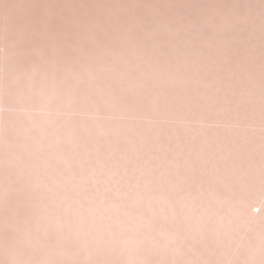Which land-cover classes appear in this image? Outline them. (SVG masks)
Segmentation results:
<instances>
[{"label": "rangeland", "instance_id": "obj_1", "mask_svg": "<svg viewBox=\"0 0 264 264\" xmlns=\"http://www.w3.org/2000/svg\"><path fill=\"white\" fill-rule=\"evenodd\" d=\"M220 1L219 0H0V10L2 11V12L0 11V15L1 13L4 12L0 16V27L2 28V29L0 28V32L1 33L4 31L7 32V34L6 32L5 34L2 33L4 35L0 34V43H1L0 44V50H1L0 56L2 57L6 56V51L8 47L7 41L13 37V36H9L10 31L12 32L11 34L15 36V33H13V31L15 29L17 30L18 28H21L22 26L23 27L28 26V28L27 27L26 28L29 31H33L32 28L35 31V28H36L37 30L35 31L36 33L34 31L33 33L31 32L32 33L31 36L33 37H30V39H33V38L34 39L33 41L30 40V42H34V44L36 45L38 44V46H40L38 47V49L40 48L39 51L42 52L41 54H39V51H38V56H37V53H36L37 51H35L34 55L36 54V56H34L35 58H32L31 56L32 60L29 58L30 59L29 63L26 58V55L23 53L20 54L15 60H13V58L12 60H8L5 58V63L6 62L8 63V64L6 63L5 65H4V62L2 61L3 58L0 57V61H2L0 63L1 65H3L0 67V83L2 82V85L4 81L6 82L10 80L11 75L9 74L6 76V73L8 72V67L12 65V68L15 70L13 74L14 78L12 79V81H10L9 83L6 82L7 85L6 84L5 85L7 87L3 85L4 87L0 89H4V91H7V92L11 91L12 93L14 91L15 92L20 91L21 92L20 97H22V98L19 97V99L15 102V104H19L17 105L19 107L13 111L9 106L5 104V102H2V100H4V97L5 99H10V96L8 94H3V98L1 97L0 99V116H4L10 113L12 114V112H14V114L19 115V116H21L22 114L25 115L26 113L28 114L30 109L29 111H27L25 107L26 100L23 95L27 91V87H29L30 90L32 91L31 96L33 97L32 98L33 108H31L32 110L29 113V115L31 116L30 120H24L25 123H23L22 121V123L16 122L11 125L5 124L7 126L0 124V156L1 157L3 156L4 158H6L4 161V159L0 157V243L2 241L0 245V252L3 251L1 254L3 255L5 254L8 258L5 255H4V258L5 259L7 258V260L10 258L11 254H13L12 252H14V255H15V256L13 255L14 258L11 256L9 261H6L5 259H3V256H2V258L0 259H3L5 261L0 262V264H3L4 262L5 263L7 262L6 264H10V262L11 264H17L18 262H19L18 264H22V263L25 264V261L29 264H37L39 262L43 264L42 261L45 260L44 259L45 256L43 255H47L46 258H48V256L51 255V254L48 255V253L50 252L52 253L53 250H54L52 253L53 255L51 257L53 261L50 258V256H49L50 259H48L49 261L51 260L50 262L52 263L54 262L53 264H56V263L60 264L61 262H62L61 264H125V263L126 264L127 263L128 264H139L138 262H141V259H139V261L137 260V262L134 261L135 260L134 258H131L132 262L131 260H129L130 258L129 256L131 255L130 251L133 254L135 253L137 254L139 252L137 254L138 256L142 254L141 257L143 261L141 263H143L144 261L148 263L149 261L148 264H152V263L154 264L155 262L157 264V262L160 260V262L162 263L158 262V264L159 263L160 264H171V261L174 262L173 264H177L179 261H181V263L179 262V264H182V263L184 264L183 260H186V258L184 259V255L189 256L188 254H190L191 252H192L191 253L192 263H194V260L196 262L197 261L199 262V263L195 262V264H205L206 263V262L202 263L201 259L206 257L205 253L207 255V252H208L207 248L212 249L213 248L212 246H215V244H213L211 242L212 240L209 238L200 239L198 235L196 236H198L199 238L196 237L195 235L193 236L194 239L193 237L188 238L189 237L188 235H190L191 232L189 233L187 231L188 225L186 223L185 217H182L180 218V220H178L182 214L183 216H185L183 213L184 211L182 210H186V209H183V207L184 208L186 207V204L184 203L185 206H183L182 204L183 202L181 201L184 198V197H181L184 195V191L189 192V189H190L191 190L190 192H196L198 187H207L205 189L207 190L211 188V185H212V179H211L212 173L215 172L213 173V175L218 174L217 170L222 169V168H218L219 166L221 167L223 165L222 167L225 168V170L230 169L229 171L231 172V168H233L235 165H237L238 167L241 163V166L239 167V168L242 167L241 170L245 168L246 171L247 170L253 171V174L246 173V175L244 176L237 175L239 173L236 172L237 174H234L235 170H232L234 171L233 176L232 177L228 176L229 178H226V180L229 183L233 182L236 185L239 183L241 186H245L246 190L241 189V194L245 195L248 198V201L252 203V200L253 201L256 200L257 198L256 192L258 191L256 189L257 188L256 186H255V189L253 187L254 181H255L254 179L264 178V167H263L264 164L262 165L260 163L259 155L256 156L257 154L256 150L259 149L258 151H261L260 149H262L261 145L259 146L260 148L257 147L259 144L262 143V141L259 140V138L261 136L264 137V128H263L264 127L263 126L264 125V110H263L264 108L262 109V106L264 107V101H263L264 100V83H263L264 82V70H263L264 67L262 68V66H264V17H263L264 16V0H240V1L239 0H224L225 3L223 2V0H220ZM222 2H223V5H222ZM11 5H13V8L15 9V11L11 9L10 7H8ZM7 7L10 10H12V12L14 11L16 13L15 17H13L12 15L14 14V12L13 13L8 12L9 10L7 9ZM224 8H226L227 10L225 9L226 10L225 11ZM215 9L218 13L215 11ZM6 10H8L7 13H6ZM214 12H216V14L219 15V17ZM8 13H12L11 14L12 16ZM219 13H221L222 15ZM244 13L245 15L246 14L247 15L246 16L244 15V18H242L243 16L240 17V15H243ZM236 14L238 15L240 14V15L239 16L237 15L238 16L237 17L235 16ZM26 16L27 18H25ZM29 16L30 18H32L31 20L32 22L31 21L27 22V24L24 23L25 20H28ZM223 16L225 17L226 21L224 20ZM226 16L229 18H227ZM233 18H234V21H233ZM12 20H14V24L19 23L21 25L17 26L16 24L17 27H12L13 25V22L11 23ZM9 22L11 23L10 31L8 29L9 24H10ZM29 23H31L30 24L31 26L29 25ZM22 28L21 30L25 29V28L23 29ZM21 30L18 29L20 33H21ZM28 30H25V31L27 32ZM20 33H19V39L21 40V42L23 41L26 44L25 39L23 38L24 34L26 33L23 34L22 32L21 35ZM218 33H220V35ZM19 39L18 41L20 44L17 43L18 46H16L17 45L16 44L15 45L16 48L19 47V45H21V42ZM2 42L4 43L3 46H2ZM3 53L5 54L1 55ZM33 59H35V61ZM45 59H47V61ZM6 65H8V67H6ZM5 67L7 68V72H6ZM223 72L225 74V78L223 76L224 75ZM27 73H29L30 76L32 75L30 77V86H28L27 84ZM230 73L232 76L230 75ZM211 76L213 78H211ZM229 78H231V80H229ZM32 84H33V87H32ZM2 85L0 84V87ZM219 87L221 89L220 92L217 91L219 90ZM227 88L228 90L231 89L229 90L230 92L227 90ZM56 89L59 91H56ZM235 89L237 92H235ZM232 90L234 92H231ZM245 90L247 92L249 91V94H246L247 92ZM221 92L223 95L219 94ZM230 96L232 97L231 99H230ZM222 97L224 98V101H226V103L223 101ZM243 97H248V98L246 99ZM225 99H227L228 101ZM261 99H263L262 100L263 102L261 101ZM222 103L223 104L225 103L226 106L227 104H229L228 106L231 109L227 106L228 109H230V110H227L228 113L226 112V109H227L226 106L223 105ZM222 106H225V107H222ZM231 106L232 107L234 106V107L232 108ZM260 106H261V109H259ZM1 108L4 110H2ZM224 108H225L226 113L224 112V114H222ZM255 108L257 109L258 112L260 110L262 111L258 113L255 110ZM71 110L73 113L71 112ZM91 110H93V112ZM233 110L235 111L234 114H233ZM49 111L50 112L52 111V112L50 113ZM213 111L215 113H213ZM6 112H9V113H6ZM33 112L34 114L32 115ZM217 113L221 114L219 115L220 120L217 118L218 116ZM230 113H232L233 115ZM226 114L230 117L231 115L232 117L235 115L233 120L234 121L238 120L240 122L242 121L241 122L242 124H238L239 122H236V121L232 122L231 120L230 122H228L230 118ZM221 116H223L222 117L223 119L221 118ZM225 116H227L228 119H226ZM238 116H240L241 119ZM50 117L53 120L50 119ZM196 117H198L199 119H197ZM215 117L218 119V121ZM236 117L238 118L236 119ZM34 118H37V120ZM47 119L50 120L51 122L48 121ZM210 120L212 121L210 122ZM261 120L263 122H261ZM220 122H222L221 124L224 123V125H220ZM243 122H246L247 125H245V123L243 124ZM249 122L251 123L253 122V124L251 123L248 124ZM255 122L256 123L258 122V124H256ZM232 123L233 125H231ZM259 124L260 126L262 125V129L259 126ZM254 125H257V126H254ZM101 127L104 128L105 131ZM217 127L221 129L220 130L218 128L219 129L218 131L220 133L217 131ZM100 128L101 130H99ZM50 129H52L53 132L50 131ZM70 130H73V131H70ZM211 130H213L214 132L217 131L216 135ZM105 132L107 133L106 135H108L107 136L108 141H107V138L104 137L106 136L104 135ZM222 132H224L223 136L220 135ZM50 133L54 135L51 137L52 134ZM71 133H73V135ZM135 133L138 135L141 133L140 137H138V135L136 137ZM112 134H114L113 136L114 137L116 136L117 139H119L120 137V139L116 140V137L115 139H113L114 137L112 136ZM203 134L204 135L207 134V135L203 136ZM213 134L215 137L219 134L217 136L218 138L216 137L217 140L219 139V137H221V143L219 142L220 141L219 139L218 145L212 144L215 139ZM228 134L229 135L231 134V136H228ZM109 135H110V138H109ZM141 135H144V136L141 137ZM153 136H155L156 138ZM225 136L229 137V141L231 137H232L231 141L233 140V138H235L232 142L230 141L232 145L229 141H226L227 138H225ZM243 136L246 137L248 141L245 138L244 139L240 138ZM68 137L70 138L68 139ZM59 138H62V141H60L61 139ZM74 138L78 142L77 141L73 142V140H75ZM137 138L138 139L143 138L145 140L141 139L142 140L141 141L140 139L137 140ZM153 138L155 139V141ZM175 138L177 141L178 140L179 141L178 142L174 141ZM204 138L206 142L204 141ZM50 139H51V142H49ZM52 139H54L56 142ZM63 139H65V141ZM216 139H215V143L217 142ZM236 139L237 141H239V143L236 142ZM58 140L59 142H57ZM69 140L71 141V145L73 143L74 144L78 143V148L74 147L76 145H72L71 147ZM158 140L160 142H164L162 143L163 145L167 144L164 146V147L168 146L166 147V150L164 149V147L162 148V150H159L160 147L158 146L159 145L161 146V144L158 143ZM200 140H201V143H200ZM243 140H245V142ZM4 141H5L4 144L6 143L8 144L4 145L2 143ZM79 141L81 142L82 146L85 144L83 146L85 148L87 147V145L88 147L90 145L89 148H91V145L95 146V148L94 146H92L94 149H96L97 147L98 148L101 147V148L100 149L97 148L96 150H93L92 148L90 150H93V151H90V150L86 151V149H89V148H86L84 150V148L79 146L81 145L79 144L80 143ZM222 141L223 142L225 141L224 143L227 144V146L223 144ZM234 141L238 145H236V143L234 144ZM257 141H259L257 143L258 145H253V142L254 144H256ZM156 142L158 144L157 147H156L157 145ZM242 142L246 143L244 144L245 147H243ZM202 143L205 146L207 145L206 147L208 148L203 146ZM229 143L231 146H229ZM250 143H252V145L256 147L255 148L256 150L254 149L253 146L252 147L248 146V145H251ZM115 144L116 145L118 144L120 147H118L117 145L118 148H115L116 147ZM120 144L122 146L125 145V147L122 148ZM152 144H155L154 148H152L153 147ZM182 144H184V147ZM209 144L211 146L213 145L212 147L214 148H212ZM131 145H133L132 146L133 149H131L132 151L130 150ZM221 145L223 146L225 145L226 147L222 149ZM215 146L217 147L215 148ZM237 146L240 147V149L237 148ZM246 146L248 149L246 148ZM113 147H114V150L112 149ZM209 147L212 148L214 152L215 151L217 152L215 153L212 152V149H210ZM233 147H234V150H233ZM53 148H55V150ZM80 148L82 149L80 150ZM109 148L111 150V153L109 155L108 154L105 155V153L110 152L109 150H107ZM120 148L121 150L124 149L122 153L120 152ZM229 148H231L232 150ZM244 148L247 150H244ZM252 148H253V151L249 150ZM115 149H118L117 151H119L120 153L118 152L119 153L118 154ZM125 149L126 150L128 149V151H126ZM208 149L211 151H208ZM218 149H220V151ZM235 149H237L239 152L236 153ZM46 150H48L49 156L46 154L47 153ZM98 150L102 154L98 153ZM163 150L168 151V153H166L167 154L166 158H168V161L170 163H171V159H173L172 160L173 163L174 161L176 160L177 161L174 164L172 163L171 165L169 162L165 163L167 162L166 158L161 156L165 152L164 153L160 152ZM224 150H228L229 154L227 152H222ZM229 150L231 152H229ZM243 150L244 152L246 151L247 155L249 154V157L246 155V153L243 152ZM248 150L251 152H254L255 156L252 155L251 157L250 154H253V153H250ZM56 151L57 153H60L59 151L65 152L64 156L67 157V159L64 158V160H66V163L63 162L64 160L62 161L63 159L62 153L58 154V157L62 159H57L58 157H56L57 156ZM102 151L104 152V155ZM114 151L116 152L114 153ZM218 151H219V154H218ZM262 151L264 150L262 149ZM93 152L96 154H94ZM209 152L210 154H208ZM211 153L214 155H212ZM216 153L218 154L220 158L216 155ZM222 153L223 154L227 153L228 160L232 159V161H228V163L232 162L235 164L237 162V164L233 165L231 163L233 165V167H231L232 165L229 163L230 164L229 167L231 168L229 169L226 168L225 166L228 167V163L225 159L226 157L225 158H223L224 156L222 157ZM232 153H234V155ZM238 153H242L243 155L238 154ZM55 154L56 156L54 157ZM69 154H72L74 156L69 155ZM120 154L122 155L123 158L119 157ZM166 154H164V156ZM237 154L240 156H238ZM156 155L159 157V160ZM78 156H79V159H78ZM213 156L215 158H212ZM228 156H230V158H228ZM233 156H235L234 158H238V157H241V158L240 159L238 158L239 159L238 161L237 159L234 160ZM71 157L72 158L77 157V158L72 159ZM162 157L163 159L165 158L164 163H162L163 159H160ZM216 157H218L219 160L224 159L226 163H223L224 161H222L223 164L220 163V161H218ZM100 158L103 161L101 162L102 164H100V161H101ZM23 159L24 161H20ZM97 159H98V162H97ZM215 159H217V161H214ZM79 160H80V163L78 164ZM160 160L161 162H159L158 164V161ZM262 161L264 163V160ZM213 163H216L214 166L216 168L213 167L214 165ZM123 167L125 168L126 173L127 171L128 172L131 171V170L129 171V169H133L131 171L132 174L131 173H130L131 175H129V173L126 174L125 171H123L125 173L123 174L122 173ZM168 167H169V170H168ZM237 167L235 166V168ZM126 168L128 169L126 170ZM239 168H237V171ZM80 169L81 170L83 169L82 171L83 174L81 173ZM143 169L145 172H143ZM162 169L164 170L162 171ZM210 169L211 171L213 170L214 171L211 173L210 171H208ZM67 171L70 173L72 172V174L70 173L67 174L68 173ZM86 172L88 173L91 172V173L88 175ZM240 172L243 173L245 172V170L243 169ZM43 173H47V174H43ZM135 173H137L138 176L142 174L141 176L144 177L146 181L145 179H143L142 181V177L140 176L141 177L140 179V177H137ZM157 173L159 174L161 173V174L159 175ZM220 173L222 174L225 172L222 171ZM50 174H51V178L49 179ZM56 174H58L60 177H58ZM81 174H82V178L83 179L85 178L84 181H82V179H79L81 178ZM107 174L108 176L113 174V177L111 176L108 177ZM209 174H211L210 177H209ZM45 175H48L47 178ZM68 175H70L69 177L75 176V178L71 177L72 178L71 180L68 177ZM90 175H93V178ZM161 175L167 178V183L169 185L167 183H164L166 179H160ZM168 175L170 177H168ZM235 175H237V177L239 178V179L237 178V181H235L236 179ZM85 176L87 178L89 177L91 178L87 179ZM192 176H195L194 181L192 182V184L188 186L187 180ZM234 176H235V179H234ZM239 176L240 177L242 176V178H244L243 179L244 182H241V181L239 182V180L242 179ZM177 179L178 180L180 179V181L178 182ZM182 179L184 182L181 181ZM49 180L52 181V184L54 185L53 187L49 186L51 184V181ZM79 180H81L83 184L81 183V181L79 182ZM103 180L105 183L103 182ZM138 180H141V181L139 182ZM169 180L170 181L173 180L172 184L174 183L175 184L174 185L170 184ZM176 180H177V183H176ZM53 181H55V184ZM58 181L59 182L61 181L60 184ZM67 181L69 184L66 183ZM69 181H71V184L73 182L72 184L73 186L77 185L75 184L77 182L81 183V187L84 186L83 188L85 190L81 187H78L80 188V190L77 187L75 188V186L74 188L73 186L71 187V184ZM84 184H87V185H84ZM78 185L80 186V184ZM165 185L169 186L168 188L167 186L165 187L167 188L166 192L168 194L170 195L172 194L171 196H174V197L179 196L181 198L180 203L178 200H176L178 201L176 205L179 204L177 207L182 205L180 206L182 207L181 208L182 213L180 210H179L180 212L174 211L173 217L174 218L178 217V218L172 219L173 217L171 216L170 217L172 219L171 221L173 222V220H175L173 223L169 220L170 218H167L168 217L167 214L162 215L165 212L163 209L164 208L163 206L167 205V207H169L168 204L165 202L164 203L166 205L164 203L162 204V199L161 201L159 200L160 197L162 198L163 192L165 190L163 186ZM47 186L48 188H45ZM107 186L108 187L110 186V188H108ZM184 187L185 188L188 187V189L184 190ZM51 188H52V191H51ZM67 188H70V189L68 190ZM169 188L170 190H168ZM171 188L172 189L174 188V189L172 190ZM5 189L6 191L4 192ZM9 189L11 190L9 191ZM75 189L77 191L79 190L78 191L79 193ZM49 190L50 192H48ZM83 191L84 193H82ZM47 192H48V195H47ZM64 193H65V196H63ZM83 194H86V195L84 196ZM91 195L94 196V198L93 197L91 198ZM148 195L149 197H145ZM62 196L64 197V199L62 198ZM245 196H242V197H245ZM53 197L55 198V200L57 199L56 201L57 204L55 203L56 205L52 204L53 202H55V200L54 201L52 200ZM203 198L204 197H200V195H198L195 198L196 206H194V211L198 212L199 209L202 208L199 211V214L201 212L200 214L201 217L200 216L198 217V214H195L194 217L196 218L202 219V217L207 215V212L209 211L208 208H206L207 211L205 210V207L206 205H208V202H206ZM48 201L49 203H47ZM50 201H52V203ZM41 202L43 204H41ZM44 202L46 204H44ZM62 202H63V205H62ZM68 202H70V204L73 203L72 205L73 207ZM161 204L163 206H161ZM40 205H41V211L39 209ZM51 205L52 207H55V206L57 207H55L54 210L53 208L52 209L48 208V207H51ZM176 205L173 206L172 204L173 207H176ZM65 206L66 208H68V212H66L67 211L66 208L62 209V207L64 208ZM77 206H79L80 209H78ZM70 207H72V209L74 208L75 210L74 209H73L74 211L71 210ZM158 207L159 208L163 207L162 209L160 208L161 212L159 211ZM177 207L176 209L174 208V210H177ZM56 208L57 210L59 208L62 209L61 211L63 213L59 211L60 209L57 211ZM43 209L47 212H45ZM170 209L173 210V208H170ZM191 209H193V207ZM259 209H261V207L257 204H255V206L252 207V211L254 212V214L258 213ZM55 210L56 212H58V215H59V212L62 213L60 215L64 214L63 216H61V219H59L58 221L68 219L66 220L70 222V224H68V227L71 226L70 229H73V228L76 229L75 231H77L78 234L75 233L74 230L72 233L71 230L65 229V226L67 227L66 224L68 222L66 223L64 221L65 223H62L63 222L62 221L60 223L58 222L61 226L55 225V224H58L57 221H53L54 218L58 219V215L55 214ZM69 210H71L72 212L70 211L71 212L70 213ZM83 210L86 213L85 216H84L85 213L83 212ZM119 210L120 211L126 210V211L119 212ZM202 210H205V211L202 212ZM38 211L43 212L44 214L45 213L47 214L50 212V215L48 214L49 216L45 214L47 219L49 218L50 222L49 220L46 219L43 213H38ZM80 211L82 212V214L83 213L84 214L83 215L80 214ZM157 212H159L163 216V218ZM74 213H79V214L76 215ZM176 213H178L179 215L177 214L175 216ZM202 213H204V215ZM40 214L41 216L44 217V219H46V222L43 219V217L42 218L41 216L39 217ZM73 214L76 219L74 218V216H72ZM155 214H158L159 216ZM54 215L57 217H55ZM51 216L53 220H51L50 218ZM80 216H84V217H80ZM62 217H64V219ZM242 217H244V215ZM79 218L80 220H82L81 222ZM139 218L141 220L143 219L142 222L140 221ZM8 219H9V222H8ZM12 219L14 221H12ZM16 220L19 222V224L16 223L17 222ZM77 220H79V222ZM198 220L200 221V219ZM208 220L211 221L210 219ZM3 221L6 222V224ZM24 221L25 223H23ZM136 221H138L139 225H136L137 224ZM167 221L169 222L167 223ZM207 221L205 222L206 225L204 226L210 228L212 226V222H210L211 224H209V221L208 222ZM51 222H52V226H51ZM143 222L144 224H141ZM46 223H50V224H46ZM147 223L150 226H148ZM10 224H12L13 226L15 224L16 225L13 228V226ZM163 224L166 227H167L166 224H168V227H171V229L174 228V230L173 229L172 230L175 233L179 231L178 234L183 235V237L181 236L180 238L184 240L185 242H187L186 245L191 242L194 243L193 246H192V243L190 244V246L193 248L192 249L191 247L189 248V246L186 247L185 245H183L185 243H183L182 240L178 241L183 244L181 247L179 246L180 250H178L177 252L179 254L175 253L177 255L175 257H178L179 255L182 259L181 258L178 259L179 258L178 257L172 260L171 256L173 257L172 254L176 252L177 250L172 248L173 250L171 251L170 243L169 245H167L168 243L167 244L162 243L164 242L162 241L163 237H161V233L159 235L158 232L159 230L160 231L162 230ZM171 224H174V226ZM18 225H20L21 227ZM120 225L122 227H119ZM142 225L143 226L145 225V226L143 227ZM40 226H45V228L44 227H43L44 229L42 227L37 228ZM62 226L64 227L65 230L59 231L57 233V230L59 229L63 230ZM159 226L161 229H157ZM19 227L20 228L24 227L23 228L24 232H23V229L19 230L20 229ZM31 227L34 230L33 229L31 230ZM52 227L55 229L57 228V229L55 230ZM116 227L118 229L119 228L121 229L118 230L116 229ZM206 227H205V230H208V228ZM46 228L47 230H45ZM122 228L124 230H122ZM154 228H156L157 231ZM40 229H42V231ZM78 229L79 230L83 229L84 232L82 230L83 232L82 233ZM48 231L50 233H48ZM241 231H244V230L241 229ZM63 232L65 233L68 232V235L65 236L64 235L65 233H64L62 236V238L65 236L63 238L65 240L60 238ZM80 232L83 234V235L81 234L82 237H85V238L87 237V239L85 238L82 239V237H79L81 236L79 235ZM43 233L44 234L48 233L50 234V236H47V234L45 236ZM41 234L47 240L49 238L50 242L45 241V239H43ZM56 234H58L59 237ZM132 234L135 235L136 240L134 239L135 237L130 240L132 241L135 240V244H134V241L133 242L128 241L129 239L124 240L125 239L124 236H126V239H127V237L129 238L130 235ZM184 234H186L187 236ZM24 235L25 236L29 235L28 242H27V238H25ZM75 235L76 236L79 235V236L76 237ZM149 235L150 237L152 235L153 239L149 240L150 238L148 237ZM1 236H3L4 238ZM139 236H142V239H140L141 237L139 238ZM143 236H145V238H147L148 240H146ZM242 236L243 235L241 234V246H242V243H245V239ZM8 237H12V239ZM20 239H23V240L25 239V240L23 241ZM81 239L85 241V243L87 242L86 245L82 243L83 241ZM54 240L55 242L56 240H58L56 244ZM139 240L143 242H141L140 244ZM4 241L6 243H4ZM51 241L54 242V245H56L55 247L57 248H55L52 245L53 242ZM47 242L49 244H47ZM136 243H137V248L142 249L141 251H143V253L145 252L150 255H147V254L144 255L140 251V249L136 248ZM173 243L171 244L172 245L175 244L176 247L179 244V243L178 244L176 243L173 244ZM3 244L5 246L4 248H3ZM13 244L16 245L17 250H15L14 248L15 245L13 246ZM21 244H22V248H21ZM164 244L169 246V249L166 248L167 246L165 245L166 246L165 247ZM45 245L46 247L49 246L48 248H46L47 250L45 249ZM129 245L132 248L135 246V248L138 251H136L135 248L133 249L131 248L132 250L131 249L129 250L128 249ZM238 246H240V244ZM238 246H236L238 250L233 247L234 249H236L235 250L236 252L239 251ZM8 247L12 250H9ZM164 248L167 249L168 251L167 253ZM18 249L19 250L21 249L24 252L19 251ZM57 249L62 251V252L60 251L63 256V257L61 256L62 258H59L60 254H59V250ZM184 249L185 250L188 249L187 250L188 252L185 251ZM203 249L207 252H205ZM28 250H30V252H28ZM120 250L122 253L124 252L122 250L126 251L124 252L123 256H122V253H120ZM181 250L183 254L184 252L188 254H184V255L182 254L181 256L180 254ZM189 250L191 252H189ZM194 250H196V252H194ZM47 251L48 253H45ZM169 251L170 252L174 251V252L170 255ZM197 251H199V253ZM202 251H204V253ZM235 251L233 252L236 253ZM8 252H9L8 254L9 256L6 254ZM20 252L21 253L23 252V254H21ZM54 252L56 253V255L57 254L59 255V256L57 255L58 258L55 256ZM163 252L168 255H165ZM19 253L20 255H18ZM24 253H25V257L23 256ZM196 253H198L199 255L203 253L202 255L203 257L199 256ZM1 254H0V257H1ZM67 254L70 257H68ZM163 254L165 256H163ZM146 255H147L148 260L146 258ZM197 255L198 257H200V260L197 257ZM40 256L41 258L43 257L42 259L44 260L40 261L41 258H38ZM167 256H170V257L168 258ZM29 257H31V260L29 259ZM221 257L216 258L217 260L219 259V261L213 260V261H210L209 264L211 262H212L211 264H219L220 261L221 263H223L222 262L223 257L222 259ZM156 258L157 260H155ZM14 259L17 261H15ZM28 259L30 262L28 261ZM175 259H177L178 261L176 262ZM126 260L128 262H126ZM153 260H155V262ZM21 261H24V262H21ZM55 261H61V262H55ZM50 262L49 264H52ZM231 262L232 261H230V264ZM45 264H48V263H45Z\"/></svg>", "mask_w": 264, "mask_h": 264}, {"label": "bare ground", "instance_id": "obj_2", "mask_svg": "<svg viewBox=\"0 0 264 264\" xmlns=\"http://www.w3.org/2000/svg\"><path fill=\"white\" fill-rule=\"evenodd\" d=\"M220 1V0H219ZM240 1V0H239ZM221 2V1H220ZM219 2V3H220ZM223 2L225 3V1L223 0ZM223 2H222V5H223ZM4 4V3H3ZM140 4V3H139ZM248 4V3H247ZM24 5V4H23ZM233 5V4H232ZM12 6V7H11ZM11 6H8V7H10L11 9H13L14 11H15V9L13 8V5H11ZM211 6V5H210ZM7 7V9L9 10H6V13H7V11L8 12H12V10H10L9 8ZM101 7V6H100ZM173 7V6H172ZM213 7V6H212ZM223 7V6H222ZM217 9V8H216ZM216 9H215V11H216ZM226 8H224V10H225ZM54 10V9H53ZM209 10V9H208ZM219 10V9H218ZM227 10V9H226ZM225 10V11H226ZM1 11V10H0ZM13 11V12H14ZM2 12V11H1ZM12 12V13H13ZM217 12V11H216ZM216 12H214L215 14H216ZM4 13V12H3ZM3 13H1V15L3 14ZM12 13H8V14H12ZM218 13V12H217ZM234 13V12H233ZM235 13H237V12H235ZM15 14V15H14ZM14 14H12L13 15V17H15L16 16V13L14 12ZM219 14H221V13H219ZM240 14H241V12H240ZM239 14V15H240ZM256 14V13H255ZM254 14V15H255ZM0 15V16H1ZM6 15V14H5ZM11 15V16H12ZM172 15V14H171ZM208 15H209V13H208ZM211 15H212V13H211ZM217 15V14H216ZM222 15V14H221ZM220 15V16H221ZM238 14H236L235 16H237ZM238 15V16H239ZM244 15H245V13L243 14V15H240V17H242V18H244ZM247 15V14H246ZM245 15V16H246ZM218 17H219V15H217ZM229 16V15H228ZM234 16V17H235ZM237 16V17H238ZM8 17V16H7ZM53 17V16H52ZM208 17V16H207ZM211 17V16H210ZM215 17V16H214ZM224 17V16H223ZM222 17V18H223ZM227 17V16H226ZM231 17V16H230ZM264 17V16H263ZM262 17V18H263ZM25 18H27V16L25 17ZM24 18V19H25ZM216 18V17H215ZM221 18V19H222ZM227 18H229V17H227ZM226 18V19H227ZM210 19V18H209ZM236 19V18H235ZM240 19V18H239ZM238 19V20H239ZM29 20V21H28ZM28 20H25L24 21V23H26L27 24V22H30L31 20H32V18H30V16L28 17ZM137 20V19H136ZM211 20V19H210ZM213 20H215V19H213ZM217 20V19H216ZM220 20V19H219ZM224 20H225V17H224ZM223 20V21H224ZM229 20V19H228ZM227 20V21H228ZM57 21V20H56ZM179 21V20H178ZM221 21V20H220ZM226 21V20H225ZM224 21V22H225ZM233 21H234V18H233ZM237 21V20H236ZM13 22V25H12V27H17V26H19V25H21V24H19V23H15L14 24V20H12L11 21V23ZM16 22V21H15ZM32 22V21H31ZM44 22V21H43ZM89 22V21H88ZM10 23V22H9ZM11 23L9 24V27H8V29H9V31H10V29H11V27H10V25H11ZM110 23V22H109ZM213 23V22H212ZM226 23H228V22H226ZM16 24H17V26H16ZM31 23H29V25H30ZM220 24V23H219ZM223 24V23H222ZM261 24V23H260ZM213 25V24H212ZM31 26V25H30ZM214 26H215V24H214ZM223 26V25H222ZM228 26V25H227ZM3 27V26H2ZM21 27V26H20ZM23 27V26H22ZM21 27V28H22ZM28 28V26H25V27H23V28H25L24 30H21V28H18V29H20L21 30V33L18 31V29L15 31H13V33H15V36L13 35V34H11L12 32L10 31V34H9V36H13L11 39H9L8 41H7V45H8V47H7V51H6V56H0V57H2L3 58V62H4V65L7 63H5V58L6 59H8V60H12V58H13V60H15L20 54H25L26 55V58H27V60H28V63L30 62L29 60L31 59L32 60V58H35L34 56H36V54L34 55V53H35V51H37L36 53H37V56H38V51H39V49H38V47H40V46H38V44L36 45V44H34V42H30V40H32L33 41V39H30V37H33V36H31L32 35V33H33V31H34V29L32 28V30L33 31H29L27 28ZM213 27V26H212ZM232 27V26H231ZM1 28V27H0ZM22 28V29H23ZM175 28V27H174ZM215 28H216V26H215ZM215 28H213V29H215ZM219 28V27H218ZM258 28V27H257ZM2 29V28H1ZM7 29V30H8ZM29 29H31V28H29ZM221 29V28H220ZM240 29V28H239ZM5 30V29H4ZM25 30H28L27 32L25 31ZM218 30V29H217ZM8 31V32H9ZM35 31H37L36 30V28H35ZM34 31V32H35ZM214 31V30H213ZM224 31V30H223ZM223 31H221V32H223ZM254 31V30H253ZM5 32L6 31H4V32H2V33H4L5 34ZM22 32H23V34L24 33H26V34H24V39H25V42H26V44L23 42H21V40L19 39V33H20V35L22 34ZM32 32V33H31ZM261 32V31H260ZM1 32H0V34H2ZM36 33V32H35ZM48 33H50V32H48ZM47 33V34H48ZM230 33V32H229ZM4 34H2V35H4ZM6 34H7V32H6ZM39 34V33H38ZM182 34H184V33H182ZM219 35H220V33H218ZM214 35H215V33H214ZM217 35V34H216ZM232 35V34H231ZM6 36V35H5ZM208 37V36H207ZM215 37V36H214ZM241 37V36H240ZM255 37V36H254ZM10 38V37H9ZM227 38V37H226ZM259 38V37H258ZM18 39L20 40V42H21V45H19V47H17L16 48V46H18V44H20L19 43V41H18ZM236 39H237V37H236ZM4 40V39H3ZM212 40V39H211ZM214 40H216V39H214ZM230 40H231V38H230ZM18 41V42H17ZM213 41V40H212ZM6 42V41H5ZM143 42V41H142ZM18 43V44H17ZM33 43V44H32ZM36 43V42H35ZM1 44V43H0ZM3 42H2V46H3ZM17 44V45H16ZM257 44V43H256ZM16 45V46H15ZM24 47H23V46ZM37 47H36V46ZM81 45V44H80ZM20 46H22V47H20ZM213 47V46H212ZM216 47V46H215ZM36 48H37V50H36ZM1 49H2V47H1ZM219 49V48H218ZM226 49H227V47H226ZM41 50H42V48H41ZM225 50V49H224ZM1 51V50H0ZM3 51V50H2ZM42 52L41 51H39V54H41ZM225 53V52H224ZM262 53V52H261ZM5 53H3V54H1V55H4ZM258 55V54H257ZM31 56H32V58H31ZM104 56V55H103ZM209 56V55H208ZM230 56V55H229ZM30 58V59H29ZM215 58H216V56H215ZM223 58V57H222ZM261 58V57H260ZM115 59V58H114ZM226 59H227V57H226ZM232 59V58H231ZM34 61H35V59H33ZM46 61H47V59H45ZM2 61H0V62H2ZM48 61H49V59H48ZM214 61V60H213ZM222 61V60H221ZM224 61V60H223ZM9 62V61H8ZM11 62V61H10ZM18 63V62H17ZM27 63V64H28ZM208 63V62H207ZM217 63V62H216ZM236 63V62H235ZM261 63V62H260ZM3 64V63H2ZM8 64V63H7ZM21 64V63H20ZM215 64V63H214ZM238 65V64H237ZM1 66H3V65H1V63H0V67ZM6 67H8V65H6ZM5 67V68H6ZM23 67V66H22ZM210 67V66H209ZM214 67V66H213ZM230 67V66H229ZM264 66H262V68H263ZM3 68V67H2ZM108 68V67H107ZM211 68V67H210ZM209 68V69H210ZM219 68H221V67H219ZM228 68V67H227ZM231 68V67H230ZM238 68V67H237ZM208 69V70H209ZM21 70V69H20ZM28 70V69H27ZM230 70V69H229ZM238 70V69H237ZM264 70V69H263ZM212 71V70H211ZM4 72V71H3ZM6 72H7V68H6ZM14 72H15V70L12 68V65L10 66V67H8V72L6 73V76L7 75H11V77H10V80H8V81H6L7 83H9L10 81H12V79L14 78L13 77V74H14ZM234 72V71H233ZM211 73V72H210ZM213 73V72H212ZM219 73V72H218ZM232 73V72H231ZM231 73H230V75H231ZM237 73V72H236ZM19 74V73H18ZM214 74V73H213ZM223 74H224V72H223ZM235 74V73H234ZM249 74V73H248ZM199 75V74H198ZM217 75V74H216ZM236 75V74H235ZM32 76V75H31ZM30 74L29 73H27V84H28V86H30ZM214 76V75H213ZM224 76V78H225V74L223 75ZM232 76V75H231ZM247 76V75H246ZM245 76V77H246ZM26 77V76H25ZM67 77V76H66ZM216 77V76H215ZM215 77H214V79H215ZM218 77H220V76H218ZM3 78V77H2ZM18 78V77H17ZM211 78H213L212 76H211ZM8 79V78H7ZM21 79V78H20ZM24 79V78H23ZM197 80H198V78H197ZM200 80V79H199ZM229 80H231V78H229ZM116 81V80H115ZM183 81V80H182ZM191 81V80H190ZM5 82V81H4ZM3 82V85L4 86H6L7 85V83L5 82L4 83ZM20 82V81H19ZM218 82H220V81H218ZM262 82V81H261ZM15 83H17V82H15ZM211 83V82H210ZM264 83V82H263ZM1 85H2V82L0 83ZM6 84V85H5ZM34 84V83H33ZM33 84H32V87H33ZM229 84V83H228ZM262 84V83H261ZM1 86L0 88H2V87H4V86ZM138 85V84H137ZM215 85V84H214ZM222 85V84H221ZM224 85V84H223ZM250 85V84H249ZM257 85V84H256ZM12 86V85H11ZM35 86V85H34ZM213 86V85H212ZM220 86V85H219ZM7 87V86H6ZM224 88V87H223ZM228 88H230V87H228ZM228 88H227V90H228ZM231 88H233V87H231ZM218 89V88H217ZM225 89V88H224ZM240 89V88H239ZM10 90V89H9ZM215 90V89H214ZM220 87H219V90H217L218 92H220ZM223 90V89H222ZM229 90H231V89H229ZM228 90V91H229ZM5 92V93H3V92ZM56 91H59V90H57L56 89ZM225 91V90H224ZM224 91H222V92H224ZM246 91V90H245ZM31 90H30V88L29 87H27V91L23 94L24 95V98H25V102H26V105H25V107H26V109H27V111H29V109H30V111L32 110L31 108H33V101H32V96H31ZM222 92L221 93H219V94H221V95H223L222 94ZM230 92V91H229ZM231 92H234L233 90L231 91ZM235 92H237L236 91V89H235ZM247 92V91H246ZM216 93V92H215ZM227 93V92H226ZM239 93H240V91H239ZM3 94H8L9 96H10V99H5V97H4V100H2V102H5V104L7 105V106H9L13 111L15 110V109H17L19 106H17V105H19V104H15V102L19 99V97H20V94H21V92L20 91H14L13 93L11 92V91H4V89H0V99H1V97L3 98ZM218 94V93H217ZM237 94V93H236ZM246 94H249V91L246 93ZM46 95V94H45ZM225 95V94H224ZM240 95V94H239ZM238 95V96H239ZM243 95V94H242ZM6 96V95H5ZM104 96V95H103ZM219 96V95H218ZM227 96H229V95H227ZM81 97V96H80ZM241 97V96H240ZM250 97V96H249ZM20 98H22V97H20ZM44 98V97H43ZM47 98V97H46ZM221 98V97H220ZM223 98V97H222ZM226 98V97H225ZM228 98V97H227ZM232 97L230 96V99H231ZM243 98H248V97H243ZM263 98V97H262ZM50 99V98H49ZM219 99V98H218ZM229 99V100H230ZM245 99V100H246ZM68 100V99H67ZM225 100H227V99H225ZM260 100V99H259ZM263 99H261V101H262ZM45 101V100H44ZM43 101V102H44ZM66 101V100H65ZM223 101H224V98H223ZM228 101V100H227ZM238 101V100H237ZM260 101V102H261ZM264 101V100H263ZM262 101V102H263ZM2 102H1V104H2ZM225 103H226V101H224ZM261 102V103H262ZM40 103V102H39ZM95 103V102H94ZM225 103L223 104V105H225ZM257 103H259V102H257ZM25 104V103H24ZM42 104V103H41ZM48 104H50V103H48ZM214 104V103H213ZM212 104V105H213ZM229 104H227V106H228ZM2 106V105H1ZM43 106V105H42ZM69 106V105H68ZM226 106V105H225ZM225 106H222V107H225ZM226 106V112H227V110H230V109H228V107ZM249 106V105H248ZM259 106V105H258ZM262 106V105H261ZM261 106H260V108L259 109H261ZM218 107V106H217ZM232 107V106H231ZM234 107V106H233ZM232 107V108H233ZM9 108V109H10ZM21 108H22V106H21ZM49 108H51V107H49ZM68 108H70V107H68ZM264 107L262 106V109H263ZM2 109V108H1ZM25 109V110H26ZM40 109H41V107H40ZM54 109V108H53ZM103 109V108H102ZM213 109V108H212ZM211 109V110H212ZM220 109V108H219ZM2 110H4V109H2ZM24 110V109H23ZM37 110V109H36ZM44 110V109H43ZM211 110H210V112H211ZM215 110V109H214ZM218 110V109H217ZM216 110V111H217ZM255 110L257 111V109L255 108ZM264 110V109H263ZM26 111V112H27ZM30 111L28 112V114L26 113L25 115H21V116H19V115H16V114H14V112H12V114L10 113V114H6V115H4V116H0V124H3V125H5V124H13V123H16V122H21L22 123V121H23V123H25V121L24 120H30V118H31V116L29 115V113H30ZM34 111V110H33ZM48 111V110H47ZM88 111V110H87ZM92 112H93V110H91ZM260 111H262V110H260ZM259 111V112H260ZM2 112V111H1ZM10 112V111H9ZM9 112H6V113H9ZM23 112V111H22ZM50 112V111H49ZM52 112V111H51ZM50 112V113H51ZM69 112V111H68ZM71 112H72V110H71ZM71 112H70V114H71ZM86 112V111H85ZM89 112V111H88ZM98 112V111H97ZM103 112V111H102ZM224 112H225V108L223 109V113L222 114H224ZM225 112V113H226ZM234 110H233V114H234ZM258 112V111H257ZM256 112V113H257ZM258 112V113H259ZM17 113V112H16ZM19 113V112H18ZM73 113V112H72ZM76 113V112H75ZM91 113V112H90ZM213 113H215L214 111H213ZM228 113V112H227ZM261 113H263V112H261ZM5 114V113H4ZM21 114V113H20ZM34 114V112L32 113V115ZM47 114V113H46ZM97 114V113H96ZM218 114V113H217ZM230 114H232V113H230ZM232 114V115H233ZM219 115H221V114H218V116H217V118L220 120V118H219ZM227 115V114H226ZM232 115H231V117L230 116H228L230 119L228 120V122H230V120L233 122L234 120H233V118H234V116L232 117ZM78 116V115H77ZM224 116V115H223ZM223 116H221V118L223 117ZM227 116H225L226 117V119H228L227 118ZM260 116V115H259ZM47 117V116H46ZM45 117V118H46ZM199 117V116H198ZM198 117H196L197 119H199ZM201 117V116H200ZM238 117H240V116H238ZM238 117H236V119L238 118ZM134 118V117H133ZM212 118V117H211ZM210 118V119H211ZM216 118V117H215ZM216 118V119H217ZM34 119H36L37 120V118H34ZM50 119H52L51 117H50ZM218 119H217V121H218ZM223 119V118H222ZM225 119V118H224ZM240 119H241V117H240ZM239 119V120H240ZM41 120V119H40ZM48 120V119H47ZM53 120V119H52ZM202 120V119H201ZM260 120V119H259ZM48 121H50V120H48ZM148 121V120H147ZM156 121V120H155ZM198 121V120H197ZM203 121V120H202ZM212 120H210V122H211ZM216 121V122H217ZM224 121V120H223ZM236 122H239L238 124H242L240 121H238V120H235ZM234 121V122H235ZM244 121V120H243ZM28 122V121H27ZM34 122V121H33ZM46 122V121H45ZM51 122V121H50ZM201 122V121H200ZM205 122V121H204ZM214 122H215V120H214ZM227 122V123H228ZM261 122H263L262 120H261ZM98 123V122H97ZM179 123H180V121H179ZM222 122H220V125H224V123L223 124H221ZM226 123V122H225ZM245 123V125H247L246 124V122H243V124ZM251 122H249L248 124H250ZM256 123V122H255ZM254 123V124H255ZM29 124V123H28ZM32 124V123H31ZM42 124V123H41ZM44 124V123H43ZM50 124V123H49ZM205 124V123H204ZM251 124H253V122L251 123ZM256 124H258V122L256 123ZM263 124V123H262ZM7 125H5V126H7ZM15 125V124H14ZM56 125V124H55ZM216 125H218V124H216ZM226 125V124H225ZM231 125H233V123L231 124ZM2 126V125H1ZM35 126V125H34ZM42 126V125H41ZM40 126V127H41ZM50 126V125H49ZM136 126V125H135ZM202 126V125H201ZM228 126V125H227ZM254 126H257V125H254ZM253 126V127H254ZM259 126H260V124H259ZM258 126V127H259ZM264 126V125H263ZM3 127V126H2ZM19 127H20V125H19ZM24 127V126H23ZM26 127V126H25ZM47 127V126H46ZM84 127V126H83ZM132 127V126H131ZM221 127V126H220ZM224 127V126H223ZM236 127V126H235ZM261 127V129H262V125L260 126ZM62 128V127H61ZM98 128V127H97ZM102 128V127H101ZM101 128L99 129V130H101ZM219 127H217V131L220 129H218ZM230 128H231V126H230ZM241 128V127H240ZM257 128V127H256ZM264 128V127H263ZM20 129V128H19ZM23 129V128H22ZM48 129H49V127H48ZM104 131H105V129L104 128H102ZM121 129V128H120ZM138 129V128H137ZM258 129V128H257ZM102 130V131H103ZM106 130H108V129H106ZM110 130V129H109ZM199 130V129H198ZM221 130V129H220ZM20 131V130H19ZM50 131H52V129H50ZM70 131H73V130H70ZM69 131V132H70ZM103 131V132H104ZM212 132H214L213 130H211ZM211 131H210V133H211ZM216 131V132H217ZM222 131H223V129H222ZM49 132V131H48ZM53 132V131H52ZM202 132V131H201ZM216 132H214L215 133V135H216ZM219 132V131H218ZM44 133V132H43ZM74 133V132H73ZM73 133H71L72 135H73ZM109 133V132H108ZM220 133V132H219ZM223 133L224 132H222L220 135H222L223 136ZM50 134H52V133H50ZM107 133L105 132L104 133V135H106ZM111 134V133H110ZM136 134V133H135ZM141 134V133H140ZM140 134L138 135V134H136V137H137V135H138V137H140ZM209 134V133H208ZM244 134V133H243ZM46 135H47V133H46ZM45 135V136H46ZM54 134H52L51 135V137L53 136ZM75 135V134H74ZM114 134H112V136H113ZM133 135H134V133H133ZM156 135V134H155ZM205 135H207V134H205ZM204 134H203V136H205ZM211 135H212V133H211ZM219 135V134H218ZM217 135V136H218ZM227 135V134H226ZM33 136V135H32ZM50 136V135H49ZM58 136V135H57ZM68 136V135H67ZM71 136V135H70ZM108 135H106V136H104V137H106L107 138V141H108V137H107ZM111 136V137H112ZM142 136H144V135H141V137ZM158 136V135H157ZM177 136V135H176ZM209 136V135H208ZM213 136H214V134H213ZM212 136V137H213ZM216 136V137H217ZM228 136H231V134L229 135L228 134ZM235 136V135H234ZM56 137V136H55ZM59 137H61V136H59ZM76 137V136H75ZM114 137V136H113ZM116 137V136H115ZM115 137L113 138V139H115ZM146 137V136H145ZM144 137V138H145ZM148 137V136H147ZM150 137H151V135H150ZM153 137H155V136H153ZM207 137V136H206ZM210 137V136H209ZM215 137V136H214ZM216 137H215V139H216ZM261 137H262V139H261ZM260 138H259V140H261L262 141V143L261 144H257L259 141H257L256 142V144H254V142H253V145H258L257 147L258 148H260L259 146L261 145L262 146V149L264 150V137L263 136H261ZM30 138V137H29ZM50 138V137H49ZM70 137H68V139H69ZM109 138H110V135H109ZM156 138V137H155ZM168 138V137H167ZM208 138V137H207ZM218 138V137H217ZM223 138V137H222ZM225 138H227V140L226 141H229V137H227V136H225ZM241 139L243 138H245L246 139V137H240ZM5 139V138H4ZM3 139V140H4ZM57 139V138H56ZM59 139H61L60 141H62V138H59ZM68 139H67V141H68ZM75 139V138H74ZM119 139H120V137H119ZM119 139H117V137H116V140H119ZM140 140L141 139H143V138H139ZM138 138H137V140H139ZM154 139V138H153ZM157 139H158V137H157ZM202 139V138H201ZM215 139H214V141H213V143L212 144H219L218 143V140L220 139V143H221V137H219V139L217 140L216 139V143H215ZM231 139H232V137H231ZM231 139H230V141H231ZM235 138H233V140H234ZM239 139V138H238ZM52 140H54V139H52ZM64 141H65V139H63ZM81 140V139H80ZM110 140V139H109ZM111 140H112V138H111ZM143 140H145V139H143ZM160 140V139H159ZM158 140V143L159 144H161V146L159 145L158 146V144H157V142H156V147L158 146V147H160V149L159 150H162V148L165 146V145H167V144H165V145H163L162 143H164V142H160ZM212 140V139H211ZM210 140V141H211ZM232 140V141H233ZM247 140V139H246ZM2 141V140H1ZM6 141V140H5ZM5 141L4 142H2L3 144L5 143ZM8 141V140H7ZM30 141V140H29ZM55 141V140H54ZM70 141V140H69ZM77 140L75 139V140H73V142H76ZM83 141V140H82ZM136 141V140H135ZM134 141V142H135ZM142 141V140H141ZM154 141H155V139H154ZM165 141V140H164ZM166 141H167V139H166ZM170 141V140H169ZM172 141V140H171ZM174 141H177L176 140V138H175V140ZM179 141V140H178ZM177 141V142H178ZM204 141L206 142V140H205V138H204ZM209 141V140H208ZM207 141V142H208ZM229 141V142H230ZM231 141V142H232ZM242 141V140H241ZM244 142H245V140H243ZM248 141V140H247ZM246 141V142H247ZM255 141V140H254ZM26 142H28V141H26ZM31 142V141H30ZM49 142H51V139H50V141ZM56 142V141H55ZM54 142V143H55ZM57 142H59V140L57 141ZM78 142V141H77ZM80 142V141H79ZM98 142V141H97ZM109 142H111V141H109ZM112 142H113V140H112ZM133 142V143H134ZM137 142V141H136ZM205 142H203V143H205ZM223 142V141H222ZM225 142V141H224ZM223 142V144H225ZM230 142V143H231ZM236 142H238L239 143V141H237V139H236ZM235 141H234V144L236 143ZM250 142V141H249ZM11 143V142H10ZM9 143V144H10ZM34 143V142H33ZM33 143H31V144H33ZM53 143V144H54ZM68 143V142H67ZM70 143V145H71V141L69 142ZM84 143V142H83ZM139 143H140V141H139ZM174 143V142H173ZM200 143H201V140H200ZM202 143V144H203ZM210 143V142H209ZM230 143H229V146H231L232 145V143H231V145H230ZM243 143V142H242ZM6 144H8V143H6ZM6 144H4V145H6ZM25 144V143H24ZM79 144H81V142L79 143ZM136 144H138V143H136ZM143 144V143H142ZM142 144H141V146H142ZM175 144H177V143H175ZM201 144V145H202ZM241 144V143H240ZM244 144H246V143H243L242 145H243V147H245L244 146ZM251 145H248L249 147H252L253 145H252V143H250ZM72 145H76V146H74L75 148H78V143L77 144H72ZM72 145H71V147H72ZM85 145V144H84ZM83 145V146H84ZM116 145V144H115ZM114 145V146H115ZM118 145V144H117ZM117 145H116V147L115 148H118V147H120L119 145H118V147H117ZM121 145V144H120ZM153 145V147L152 148H154V145L155 144H152ZM178 145H179V143H178ZM183 145V147H184V144H182ZM182 145H180V146H182ZM210 145V144H209ZM226 146H227V144H225ZM223 146V145H221L222 146V149H224V147H226V146ZM236 145H238L237 143H236ZM242 145H240V146H242ZM9 146V145H8ZM26 146V145H25ZM79 146H81L82 148H84V150L86 149V148H89L90 147V145H89V147H88V145H87V147L85 148V147H83L82 146V144L81 145H79ZM92 146H94V145H91V148H89V149H86V151H89L90 149H92L93 147ZM133 145H131V148L130 147H128V148H130V150L131 149H133V147H132ZM138 146H140V145H138ZM198 146V145H197ZM203 146H205L204 144H203ZM207 146V145H206ZM205 146V147H206ZM211 146V145H210ZM213 146V145H212ZM211 146V147H212ZM73 147V148H74ZM121 147L123 148V147H125V145L124 146H122L121 145ZM137 147V146H136ZM166 147H168V146H166ZM166 147H164V149L166 150ZM217 146H215V148H216ZM254 147V146H253ZM82 148H80V150L82 149ZM94 148H95V146H94ZM93 148V150H96V149H94ZM101 148V147H100ZM100 148H98V149H100ZM178 148V147H177ZM179 148H181V147H179ZM202 148H204V147H202ZM206 148H208V147H206ZM210 148V147H209ZM212 148H214V147H212ZM212 148H210V149H212ZM220 148V147H219ZM237 148H239L240 149V147H238L237 146ZM242 148V147H241ZM246 148H247V146H246ZM256 147H254V149H255ZM54 150H55V148H53ZM52 149V150H53ZM57 149V148H56ZM113 150H114V147L112 148ZM168 149V148H167ZM184 149V148H183ZM221 149V148H220ZM220 149H218L219 151H220ZM226 149V148H225ZM228 149V148H227ZM229 149H231V148H229ZM248 149V148H247ZM247 149H245L244 148V150H247ZM262 149H260L261 151H258V150H256L257 151V154H256V156L257 155H259V161H260V163L263 165L264 163H263V161L262 160H264V151H262ZM21 150V149H20ZM58 150V149H57ZM60 150V149H59ZM77 150V149H76ZM93 150H90V151H93ZM107 150H109L110 152L108 153H105V155L106 154H110L111 153V150H110V148L109 149H107ZM116 151L118 150V149H115ZM126 150V149H125ZM129 150V151H130ZM134 150H135V148H134ZM133 150V151H134ZM143 150H144V148H143ZM158 150V151H159ZM215 150V149H214ZM232 150V149H231ZM233 150H234V147H233ZM244 150H243V152H244ZM249 150H252L253 151V148L252 149H249ZM248 150V151H249ZM17 151V150H16ZM37 151V150H36ZM47 151V155L49 156V154H48V150H46ZM63 151V150H62ZM74 151V150H73ZM79 151V150H78ZM77 151V152H78ZM104 151V150H103ZM102 151V152H103ZM116 151H114V153L116 152ZM122 151H124V149L123 150H121V148H120V152L122 153ZM126 151H128V149L126 150ZM125 151V152H126ZM132 151V150H131ZM137 151V150H136ZM208 151H211V150H209L208 149ZM219 151H218V154H219ZM235 151H236V153L237 152H239L237 149H235ZM242 151V150H241ZM247 151V152H248ZM255 151V152H256ZM12 152V151H11ZM54 152V151H53ZM60 153H62L61 155H62V157H63V159L62 158H59L58 157V154H60V153H57V151H56V153H57V156H56V154L54 155V157L56 156V157H58L57 159H62V161L64 160V158L65 159H67V157H65L64 156V153L65 152H61V151H59ZM94 152H96V151H94ZM93 152V153H94ZM113 152V151H112ZM119 151H117V153H118ZM119 152V153H120ZM135 152V151H134ZM146 152V151H145ZM161 153H164V154H166V153H168V151H160ZM180 152V151H179ZM212 152H214L213 151V149H212ZM215 152H217V151H215ZM214 152V153H215ZM222 152H227L228 153V150H224V151H222ZM229 152H231L230 150H229ZM234 152V151H233ZM242 152V153H243ZM250 153H253V154H250V156L252 157V155H254V152H251V151H249ZM259 152V153H258ZM261 152V153H260ZM98 153H101L99 150H98ZM116 153V154H117ZM118 153V154H119ZM144 153V152H143ZM143 153H142V155H143ZM155 153V152H154ZM201 153V152H200ZM227 153H222V157L223 158H225L226 159V161H227V163H228V161H232V159L230 160H228L227 159ZM242 153H238V154H242ZM244 153H246V151L244 152ZM53 154V153H52ZM66 154H68V153H66ZM94 154H96V153H94ZM102 154V153H101ZM101 154H99V155H101ZM125 154H127V153H125ZM150 154V153H149ZM164 154H162L161 156H163V157H165L166 158V156H167V154L164 156ZM208 154H210V152L208 153ZM212 154V153H211ZM218 154L216 153V155L218 156ZM229 154V153H228ZM233 155H234V153H232ZM237 154V155H238ZM19 155V154H18ZM17 155V156H18ZM69 155H72V154H69ZM103 155H104V152H103ZM121 155V154H120ZM119 155V157H122V155L120 156ZM123 155H124V153H123ZM176 155V154H175ZM212 155H214V154H212ZM231 155V154H230ZM243 155V154H242ZM246 155H247V153H246ZM52 156V155H51ZM72 156H74V155H72ZM147 156V155H146ZM150 156V155H149ZM157 156V155H156ZM169 156V155H168ZM189 156V155H188ZM221 156V155H220ZM238 156H240V155H238ZM238 156H236V157H238ZM248 157H249V154L247 155ZM255 156V155H254ZM1 157V156H0ZM70 157V156H69ZM82 157V156H81ZM96 157H98V156H96ZM100 157V156H99ZM148 157V156H147ZM154 157V156H153ZM158 157V156H157ZM156 157V158H157ZM163 157L162 158H160V159H163ZM219 157V156H218ZM218 157H216L217 159H218V161H220V163H222V161H224L223 163H226V161L223 159V160H219V158ZM222 157H221V159H222ZM235 156H233V158H234ZM2 159H4V161H5V159L6 158H4L3 156L1 157ZM72 158V157H71ZM77 158V157H76ZM75 157L74 158H72V159H76ZM123 158V157H122ZM124 158H125V156H124ZM128 158V157H127ZM131 158V157H130ZM165 158L162 160V163H164V161H165ZM212 158H215L214 156L212 157ZM228 158H230V156H228ZM232 158V157H231ZM239 159L241 158V157H238ZM238 158H234V160L235 159H237L238 161H239V159ZM49 159V158H48ZM78 159H79V156H78ZM77 159V160H78ZM99 159V158H98ZM98 159H97V162H98ZM147 159V158H146ZM171 159V158H170ZM217 159H215L214 161H217ZM257 159V158H256ZM100 160H101V158H100ZM158 160H159V157H158ZM173 159H171V163L168 161V158H166V161L167 162H165V163H170V165L173 163V161H172ZM213 160V159H212ZM211 160V161H212ZM236 160V161H237ZM20 161H24V159L23 160H20ZM26 161V160H25ZM61 161V160H60ZM73 161V160H72ZM71 161V162H72ZM177 161V160H176ZM176 161H174V163L176 162ZM243 161V160H242ZM63 162H65L66 163V160H64ZM74 162V161H73ZM101 162H103L102 160L100 161V164H102ZM123 162V161H122ZM159 162H161V160L160 161H158V164H159ZM183 162H185V161H183ZM2 163V162H1ZM23 163V162H22ZM47 163V162H46ZM80 163V160H79V162H78V164ZM125 163V162H124ZM173 163V164H174ZM179 163V162H178ZM192 163V162H191ZM217 163V162H216ZM216 163H213L214 165H213V167L215 166V164ZM222 163V164H223ZM230 164L232 163V162H229ZM228 163V167L227 166H225L226 168H231V167H233V165H235V164H237V162L234 164V163H232L231 165V167H229V164ZM239 163V162H238ZM12 164V163H11ZM25 164V163H24ZM177 164V163H176ZM26 165V164H25ZM164 165V164H163ZM168 165V164H167ZM196 165V164H195ZM206 165V164H205ZM211 165V164H210ZM218 165H219V163H218ZM221 165V164H220ZM225 165V164H224ZM227 165V164H226ZM239 165V164H238ZM46 166V165H45ZM202 166V165H201ZM223 166V165H222ZM218 167V168H222L221 170H217V172H218V174H214L213 175V173H215V172H213V171H211V169L210 170H208V171H210L211 173H212V175L211 174H209V177H210V175H211V179H212V185H211V188H209V189H207V190H205L207 187H198L197 188V190H196V192H190L191 190L189 189V192L187 191H184V195L183 196H181V197H184L182 200H181V198L179 197V196H176V197H174V196H171L170 194H168L167 192H166V189L169 187V186H167V185H165V186H163V188L165 189H163L164 190V192H163V195H162V198L160 197V201H161V199H162V204L165 202V203H167L168 204V206L169 207H167V205L166 206H163L162 204H161V206H163V207H160L161 209L163 208L164 209V213L162 214V215H166L167 214V218H170L171 216L173 217L174 216V211H176V212H178L179 210L181 211L182 209V207H180V206H182V205H180L179 207H177L179 204H177L176 205V203L179 201V203L182 201L183 203V206H185V204H186V207L184 208L183 207V209H186V210H182V211H184L183 213H184V215L185 216H183V214L181 215V213H182V211H181V213H180V215H181V217H179V219L178 220H180V218H182V217H185V219H186V223H187V225H188V232L190 233V235H188L189 237L188 238H192L194 235L196 236V235H198L199 237H200V239H203V238H209V239H211L212 241V243L213 244H215V246H212L213 248L212 249H210V248H207L208 249V252L207 251H205L204 249V251L205 252H207V255H206V253H205V256L206 257H204V258H202L201 260V262L202 263H205V264H209V262L210 261H213V260H217L216 258L218 257V258H220L221 256L223 257V263H221V261L219 262V264H230V261H232L231 262V264H264V178L263 179H258V178H255L254 180V185H253V187H254V189H255V186L257 187L256 189L258 190H256L257 192H258V194H257V192H256V196H257V198H256V200L255 201H253L252 200V203L251 202H249L248 201V198L245 196V195H243V194H241V189H245V186H241L239 183L236 185V184H234L233 182L232 183H229L227 180H226V178H229L228 176H230V177H232L233 176V172L234 171H232V170H235V172H234V174H237V173H239V174H237V175H246V173L247 174H253V171H251V170H247L246 171V169L245 168H243L244 170H245V172H240V171H242L241 170V168H239L240 166H241V163H240V165L237 167V165H235L237 168H239L238 169V171H237V168H235V166L233 167V168H235V169H233V168H231V172L229 171V170H225V168H223V167ZM255 166V165H254ZM24 167V166H23ZM63 167V166H62ZM179 167V166H178ZM211 167V166H210ZM209 167V168H210ZM264 167V166H263ZM51 168V167H50ZM124 168V167H123ZM122 168V173L123 174H125L126 173V171H125V168L123 169ZM214 168H216V167H214ZM247 168V167H246ZM128 168H126V170H127ZM170 169H171V167H170ZM255 169V168H254ZM50 170V169H49ZM73 170V169H72ZM79 170V169H78ZM81 170V169H80ZM88 170V169H87ZM112 170V169H111ZM111 170H109V171H111ZM132 171L133 169H129V171ZM136 170V169H135ZM134 170V171H135ZM164 169H162V171H163ZM168 170H169V167H168ZM189 170V169H188ZM258 170H260V169H258ZM44 171V170H43ZM82 171H83V169L81 170V173H82ZM116 171V170H115ZM123 171H125V173L123 172ZM128 172L127 171V173H129V175H131L132 174V172ZM171 171V170H170ZM170 171H169V173H170ZM222 171H224L225 173H220V172H222ZM249 171H251V172H249ZM68 172V171H67ZM107 172V171H106ZM118 172V171H117ZM136 172V171H135ZM143 172H145L144 171V169H143ZM237 172V173H236ZM57 173V172H56ZM70 172H68L67 174H69ZM85 173V172H84ZM88 175L91 173V172H86ZM112 173V172H111ZM126 173V174H127ZM131 173V174H130ZM162 173H164V172H162ZM231 173H232V175H231ZM241 173V174H240ZM43 174H47V173H43ZM59 174V173H58ZM58 174H56L58 177H60ZM70 174H72V172L70 173ZM83 174V173H82ZM82 174H81V178H79V179H82V181H84V179L82 178ZM109 174V173H108ZM108 174H107V176H108ZM114 174V173H113ZM113 174L112 175H109V176H111V177H113ZM136 175H137V177H140V176H138V174L137 173H135ZM157 174H159V173H157ZM161 174V173H160ZM159 174V175H160ZM174 174V173H173ZM49 175V174H48ZM48 175H45L46 176V178H47V176ZM54 175H55V173H54ZM53 175V176H54ZM106 175V174H105ZM237 175H235L236 176V179H235V176H234V179H235V181H237ZM44 176V175H43ZM64 176V175H63ZM70 175H68V177H69ZM90 176H92V178H93V175H90ZM108 176V177H109ZM190 176V175H189ZM72 177V176H71ZM71 177H69L71 180H72V178L74 177L75 178V176H73L72 178ZM86 177V176H85ZM135 177V176H134ZM142 177V176H141ZM141 177H140V179H141ZM151 177V176H150ZM150 177H149V179H150ZM161 178L160 179H166V181L164 182V183H167V178L166 177H164V176H160ZM164 177V178H163ZM168 177H170L169 175H168ZM177 177V176H176ZM194 177L195 176H192V177H190L188 180H187V182H188V186L190 185V184H192V182L194 181ZM206 177V176H205ZM240 177V176H239ZM51 178V174H50V176H49V179ZM54 178V177H53ZM56 178V177H55ZM66 178V177H65ZM87 178V177H86ZM89 178H91V177H89ZM89 178H87V179H89ZM152 178V177H151ZM158 178H159V176H158ZM157 178V179H158ZM182 178V177H181ZM240 178H242V176L240 177ZM58 179V178H57ZM61 179V178H60ZM67 179V178H66ZM70 179H68V180H70ZM118 179V178H117ZM143 179H145L144 177H142V181H143ZM156 179V178H155ZM159 179V180H160ZM239 179V178H238ZM244 178H242L241 180H239V182L241 181V182H244V180H243ZM246 179V178H245ZM74 180V179H73ZM76 180V179H75ZM148 180V179H147ZM178 180V179H177ZM177 180H176V183H177ZM185 180V179H184ZM230 180V179H229ZM249 180V179H248ZM49 181H51V180H49ZM62 181V180H61ZM60 181V182H61ZM81 180H79V182H80ZM81 181V183L83 184V182ZM109 181V180H108ZM139 182L141 181V180H138ZM137 181V182H138ZM145 181H146V179H145ZM144 181V182H145ZM158 181V180H157ZM170 181V180H169ZM168 181V182H169ZM173 181V180H172ZM172 181H170L169 183L170 184H172ZM180 181V179L178 180V182ZM181 181H183V179L181 180ZM48 182V181H47ZM54 182V184H55V181H53ZM59 182V181H58ZM60 182H59V184H60ZM64 182H65V180H64ZM70 182V184H71V181H69ZM77 182V181H76ZM86 182V181H85ZM103 182H104V180H103ZM117 182V181H116ZM131 182V181H130ZM136 182V183H137ZM184 182V181H183ZM37 183V182H36ZM49 183V182H48ZM67 184H69L68 183V181L66 182ZM65 183V184H66ZM75 183V182H74ZM81 183H75V184H80V186L78 185H74L75 186V188L77 187H81ZM105 183V182H104ZM111 183V182H110ZM160 183V182H159ZM174 183V182H173ZM181 183V182H180ZM51 184H52V181H51ZM49 185V186H54L53 184L52 185ZM58 184V183H57ZM58 184V185H59ZM64 184V185H65ZM72 184H73V182H72ZM71 184V187L73 186ZM168 184V183H167ZM175 184V183H174ZM174 184H172V185H174ZM1 185H2V183H1ZM4 185V184H3ZM7 185V184H6ZM84 185H87V184H84ZM108 185V184H107ZM161 185V184H160ZM169 185V184H168ZM11 186V185H10ZM74 186H73V188H74ZM167 186V188H165ZM4 187H6V186H4ZM61 187V186H60ZM65 187V186H64ZM67 187V186H66ZM70 187V186H69ZM84 186H82L81 188H83ZM86 187V186H85ZM99 187V186H98ZM108 187V186H107ZM161 187V186H160ZM174 187V186H173ZM181 187H183V186H181ZM251 187V186H250ZM45 188H48V186L47 187H45ZM72 188V189H73ZM102 188V187H101ZM108 188H110V186L108 187ZM149 188V187H148ZM153 188V187H152ZM190 188V187H189ZM4 189V188H3ZM13 189V188H12ZM68 190L70 189V188H67ZM71 189V190H72ZM79 190H80V188H78ZM84 189V188H83ZM82 189V190H83ZM172 189V188H171ZM174 189V188H173ZM172 189V190H173ZM185 189H188V187H184V190ZM250 189V188H249ZM248 189V190H249ZM7 190H8V188H7ZM11 189H9V191H10ZM67 190V191H68ZM70 190V191H71ZM76 190V189H75ZM78 190V191H79ZM85 190V189H84ZM168 190H170V188L168 189ZM167 190V191H168ZM246 190V189H245ZM6 191V189L4 190V192ZM51 191H52V188H51ZM77 191V190H76ZM77 191V192H78ZM90 191H92V190H90ZM105 191V190H104ZM133 191V190H132ZM254 191V190H253ZM48 192H50V190L48 191ZM48 192H47V195H48ZM54 192V191H53ZM79 193V192H78ZM82 193H84V191L82 192ZM91 193V192H90ZM90 193H89V195H90ZM117 193H118V191H117ZM129 193V192H128ZM170 193H172V192H170ZM87 194V193H86ZM86 194H83L84 196L86 195ZM49 195H51V194H49ZM72 195V194H71ZM77 195V194H76ZM146 195V194H145ZM151 195V194H150ZM153 195V194H152ZM198 195H200V197H204L203 199L206 201V202H208V205H206V207H205V210L207 211V209L206 208H208L209 209V211L207 212V215H205V216H203V217H205V218H203L202 217V219L201 218H196V217H194V215L195 214H198V217L200 216L201 217V212H200V214H199V211L202 209H199V211L198 212H195L194 211V206H196L195 205V198L198 196ZM245 196V197H242V196ZM253 195V194H252ZM63 196H65V193L63 194ZM62 196V198L64 199V197ZM129 196V195H128ZM158 196V195H157ZM161 196V195H160ZM206 196V197H205ZM255 196V197H256ZM94 198V196H92L91 195V198ZM143 197V196H142ZM145 197H149V195L148 196H145ZM151 197V196H150ZM159 197V196H158ZM60 198V197H59ZM152 198V197H151ZM156 198V197H155ZM129 199V198H128ZM53 201L55 200V198L53 197V199H52ZM146 200H147V198H146ZM149 200V199H148ZM152 200V199H151ZM150 200V201H151ZM176 200H178V201H176ZM181 200V201H180ZM56 201H57V199L55 200V202H53L52 203V201H50L52 204H54V205H56L57 203H56ZM174 201H176V202H174ZM3 202V201H2ZM72 202V201H71ZM47 203H49V201L47 202ZM50 203V204H51ZM56 203V204H55ZM69 204H70V202H68ZM185 203V204H184ZM3 204V203H2ZM41 204H43L42 202H41ZM44 204H46L45 202H44ZM60 204V203H59ZM104 204V203H103ZM172 204H173V206H175L176 205V207H177V210H174V208L176 209V207H173L172 206ZM175 204V205H174ZM198 204V203H197ZM255 204H257V205H259L260 207H261V209H259V212L258 213H256V214H254V212L252 211V207L253 206H255ZM49 205V204H48ZM62 205H63V202H62ZM68 205V204H67ZM71 206L73 205V203H71L70 204ZM69 205V206H70ZM77 205V204H76ZM115 205V204H114ZM111 206H113V205H111ZM119 206V205H118ZM201 206V205H200ZM207 206H209V207H207ZM3 207V206H2ZM55 207H57V206H55ZM55 207H52V205H51V207H48V208H53V210H54V208ZM73 207V206H72ZM72 207H70L71 208V210H73L72 209ZM76 207V206H75ZM78 207V209H80L79 208V206H77ZM116 207H117V205H116ZM116 207H114V208H116ZM193 207V209H191ZM4 208H5V206H4ZM42 208H43V206H42ZM66 208V206L63 208L62 207V209H65ZM106 208V207H105ZM159 208V207H158ZM159 208V211L161 212V209ZM170 208H173V210L172 209H170ZM178 208H180V209H178ZM40 211H41V205H40ZM45 209V208H44ZM43 209V210H44ZM50 209V210H51ZM60 209V208H59ZM58 209V210H59ZM62 209H60L59 211L60 212H62L61 210ZM118 209V208H117ZM116 209V210H117ZM125 209V208H124ZM169 209V210H168ZM195 209H196V207H195ZM204 209V208H203ZM42 210V211H43ZM56 210H57V208H56ZM56 210H55V214L56 215H58V212H56ZM57 210V211H58ZM66 212H68V208H66ZM71 210H69V212L71 211ZM75 210V209H74ZM73 210V211H74ZM122 210V209H121ZM153 210V209H152ZM168 210V211H167ZM205 210H202V212L203 211H205ZM40 211H38V213H43V212H40ZM52 211V210H51ZM65 211V210H64ZM78 211V210H77ZM81 211H82V209H81ZM80 211V214H82V212ZM126 210H124V211H120L119 210V212H125ZM129 211V210H128ZM179 211V212H180ZM197 211V210H196ZM45 212H47V211H45ZM49 212V211H48ZM53 212V211H52ZM51 212V213H52ZM59 212V215H58V219H56V218H54V220L52 219V216L50 217L51 218V220H53V221H57V223L59 222H62V223H67L68 221H66V220H68V219H66V220H60V221H58L59 219H61V216H63V215H60V214H62V213H60ZM72 212V211H71ZM70 212V213H71ZM83 212L85 213V211L83 210ZM94 212V211H93ZM137 212V211H136ZM140 212V211H139ZM37 213V214H38ZM83 213V214H84ZM118 213V212H117ZM127 213V212H126ZM157 213H159V212H157ZM204 213H206V212H204ZM204 213H202L203 215H204ZM46 214V213H45ZM44 213H43V215H45ZM50 215V212L49 213H47L46 215ZM65 214H67V213H65ZM74 214H76V215H78L79 213H74ZM74 214L72 215V216H74ZM82 214V215H83ZM125 214V213H124ZM135 214V213H134ZM137 214V213H136ZM178 213H176L175 214V216L177 215ZM46 215H45V217H46ZM48 215V216H49ZM53 215V214H52ZM86 215V213L84 214V216ZM117 215V214H116ZM115 215V216H116ZM139 215V214H138ZM155 215H157V216H159V215H161L160 213H159V215L158 214H155ZM161 215V217L163 218V216ZM179 215V214H178ZM244 215V217H242ZM6 216V215H5ZM5 216H3V217H5ZM41 216V214L39 215V217ZM55 216V215H54ZM67 216V215H66ZM84 216H80V217H84ZM246 216V217H245ZM43 216H41V218H42ZM55 217H57V216H55ZM71 217V216H70ZM76 217H78V216H76ZM104 217V216H103ZM14 218V217H13ZM40 218V219H41ZM63 219H64V217H62ZM65 218H67V217H65ZM74 218H75V216H74ZM138 218V217H137ZM141 218V217H140ZM139 218V219H140ZM166 218V219H167ZM176 218V217H175ZM174 217L172 218V219H175ZM178 218V217H177ZM176 218V219H177ZM4 219V218H3ZM9 219H10V217H9ZM9 219H8V222H9ZM43 219H44V217H43ZM42 219V220H43ZM46 219H47V217H46ZM46 219H44L45 220V222H46ZM76 219V218H75ZM138 219V220H139ZM171 218L169 219L170 221L172 220ZM184 219V220H185ZM198 219H200V221L198 220ZM208 219H210L211 221H209ZM20 220V219H19ZM43 220V221H44ZM47 220H49V218L47 219ZM79 220H80V218H79ZM79 220H77L78 222H79ZM143 220V219H142ZM142 220L140 219V221L142 222ZM209 221V224H211L210 222H212V226L210 227L209 225V227L210 228H208V227H206V226H204V225H206L205 224V222L206 221ZM5 221H7V220H5ZM12 221H14L13 219H12ZM17 221V220H16ZM65 221V222H64ZM82 220H80V222H81ZM96 221H98V220H96ZM139 221V222H140ZM175 220H173V222H174ZM207 221V222H208ZM4 222V221H3ZM7 222V223H8ZM45 222H43V223H45ZM49 222H50V220H49ZM132 222V221H131ZM137 222V224L136 225H139L138 224V221H136ZM166 222V221H165ZM169 221H167V223H168ZM172 222V221H171ZM172 222V223H173ZM180 222V221H179ZM179 222H177V223H179ZM5 224H6V222H4ZM11 223V222H10ZM17 224H19V222L17 221L16 222ZM23 223H25V221L23 222ZM54 223V222H53ZM55 224V225H60V224ZM61 223V224H62ZM97 223V222H96ZM13 224V223H12ZM12 224H10V225H12ZM21 224V223H20ZM33 224H35V223H33ZM37 224V223H36ZM46 224H50V223H46ZM68 224H70V222H68L66 225H67V227H68ZM75 224H77V223H75ZM141 224H144V222L143 223H141ZM161 224V223H160ZM16 225V224H15ZM14 225V226H15ZM41 225H43V224H41ZM45 225V224H44ZM63 225H65V224H63ZM104 225V224H103ZM147 225H148V223H147ZM162 225V224H161ZM167 225V227H168V224H166ZM171 225H173L174 226V224H171ZM171 225H169V226H171ZM8 226H9V224H8ZM13 226V225H12ZM12 226H10V227H12ZM14 226H13V228H14ZM18 226H20V225H18ZM24 226V225H23ZM27 226V225H26ZM28 226H30V225H28ZM46 226V225H45ZM45 226H40V227H37V228H45ZM51 226H52V222H51ZM61 226V225H60ZM70 226V225H69ZM143 226V225H142ZM145 226V225H144ZM143 226V227H144ZM148 226H150V225H148ZM155 226V225H154ZM158 226V225H157ZM175 226H177V225H175ZM21 227V226H20ZM19 227V228H20ZM47 227H48V225H47ZM50 227V226H49ZM55 227H57V226H55ZM66 226H65V229H69V230H71L72 231V233H73V230H74V232L75 233H77V231H75L76 229H70V227H68L67 228ZM86 227V226H85ZM104 227H106V226H104ZM118 227V226H117ZM116 227V229H118ZM119 227H122L121 225L119 226ZM141 227V226H140ZM162 227V226H161ZM164 224H163V228H162V230L160 231L159 230V235H160V233H161V237H163V240L162 241H164V242H162V243H168L167 245H169V243H170V245H171V251L173 250V249H176V250H174V251H176V252H170V255L172 254L173 255V257L171 256V259L172 260H174V258H178V259H180L181 257L178 255V257H175V256H177L176 254H179V253H177L178 252V250H180L179 248L182 246V244L183 243H185V244H183V245H185L186 247H188L189 246V248L191 247L190 246V244L192 243L191 241V243H189V244H187L186 245V243L187 242H185L184 240H182L180 237L182 236L183 237V235L181 234H178V232L179 231H177V233H175V232H173V230H174V228H172L171 229V227H168L167 228ZM205 227L206 228H208V230H205ZM24 228V227H23ZM23 228H20L19 230H21V229H23ZM30 228V227H29ZM43 228V229H44ZM51 228V227H50ZM53 228V227H52ZM60 228V227H59ZM58 228V229H59ZM62 228H63V230H61V229H59V230H57V233L59 232V231H64L65 229H64V227L62 226ZM91 228V227H90ZM102 228V227H101ZM123 228H124V226H123ZM122 228V230H124ZM157 228V227H156ZM156 228H154V229H156ZM170 228V229H169ZM33 228L31 227V230H32ZM53 229H55V228H53ZM57 229V228H56ZM55 229V230H56ZM103 229V228H102ZM121 228H119L118 230H120ZM157 229H161L160 228V226L157 228ZM157 229H156V231H157ZM176 229H178V228H176ZM241 229L242 230H244V231H241ZM34 230V229H33ZM41 231H42V229H40ZM45 230H47V228L45 229ZM54 230V231H55ZM68 230V231H69ZM79 230V229H78ZM82 230L83 229H80L79 231H81L82 232ZM147 230V229H146ZM50 231V230H49ZM48 231V233H50ZM78 231V232H79ZM102 231V230H101ZM138 231V230H137ZM152 231V230H151ZM185 231V230H184ZM3 232V231H2ZM23 232H24V229H23ZM43 232H45V231H43ZM47 232V231H46ZM79 233V235H81L83 232H84V230H83V232L82 233ZM90 232V231H89ZM187 232V233H188ZM42 233V232H41ZM48 233H46L47 234V236H50V234H48ZM65 232H63L62 233V235L60 236V238H62V236H63V234H64ZM67 233V234H66ZM64 235L66 236V235H68V232H66ZM127 233V232H126ZM157 233V232H156ZM29 234V233H28ZM44 234V233H43ZM46 234H44L45 236H46ZM78 234V233H77ZM105 234V233H104ZM155 234V233H154ZM179 236H178V235ZM206 234V235H205ZM230 234H231V236H230ZM241 234L243 235L242 237H244V239H245V243H242V246H241ZM26 235H27V233H26ZM54 235V234H53ZM56 235H58V234H56ZM59 235H60V233H59ZM59 235H58V237H59ZM74 235V234H73ZM79 235H77V236H79ZM83 235V234H82ZM82 235L81 236H79V237H82ZM125 235H127V234H125ZM129 235V234H128ZM132 235H133V237H132ZM132 235H130V237L128 238L127 237V239H126V236H124L125 237V239L124 240H128V241H132V240H130V239H133L134 237H135V235L134 234H132ZM145 235V234H144ZM184 235H186V234H184ZM25 236V235H24ZM29 236V235H28ZM28 236H25V238H27V242H28ZM31 236H32V234H31ZM40 236V235H39ZM41 236H42V234H41ZM64 236V237H65ZM76 236V235H75ZM76 236V237H77ZM84 236H85V234H84ZM136 236H137V234H136ZM154 236V235H153ZM187 236V235H186ZM185 236V237H186ZM198 236H196V237H198ZM1 237H3V236H1ZM22 237V236H21ZM43 237V239H45V241H48V242H50L49 241V238H48V240L46 239V238H44V236H42ZM58 237H56V238H58ZM63 237V238H64ZM74 237V236H73ZM123 237V238H124ZM141 237V238H140ZM144 238H145V236H143ZM147 237V236H146ZM148 237H150V235L148 236ZM158 237V236H157ZM184 237V238H185ZM198 237V238H199ZM239 237H240V239H239ZM4 238V237H3ZM8 238H11L12 239V237H8ZM30 238V237H29ZM32 238V237H31ZM62 238V239H63ZM85 237H82V239H84ZM120 238V237H119ZM139 238L140 239H142V236H139ZM42 239V240H43ZM81 239V240H82ZM85 239H87V237L85 238ZM135 240H136V237L134 238ZM146 240H148L147 238H145ZM150 239H153L152 238V235H151V237L149 238V240ZM162 239V238H161ZM187 239V238H186ZM193 239H194V237H193ZM7 240V239H6ZM16 240V239H15ZM20 240H23V239H20ZM25 240V239H24ZM23 240V241H24ZM31 240V239H30ZM63 240H65V239H63ZM123 240V241H124ZM135 240H133L134 241V244H135ZM180 240H182V242L183 243H181V242H178V241H180ZM13 241V240H12ZM44 241V240H43ZM58 240H56V242H57ZM83 241V240H82ZM132 241V242H133ZM137 241H138V239H137ZM145 241V240H144ZM193 241V240H192ZM200 241V240H199ZM8 242V241H7ZM10 242V241H9ZM15 242V241H14ZM31 242V241H30ZM29 242V243H30ZM35 242V241H34ZM47 242V244H49ZM51 242H53V241H51ZM54 242H55V240H54ZM54 242L52 243V245L55 247L56 245H54ZM56 242H55V244H56ZM92 242V241H91ZM141 242H143V241H140L139 240V243L141 244ZM157 242V241H156ZM176 243V244H178V246L176 247L175 246V244L174 243ZM178 242V243H177ZM204 242V241H203ZM1 243H2V241H1ZM1 243H0V245H1ZM4 243H6L5 241H4ZM61 243V242H60ZM82 243H84V245H86V243H85V241H83ZM82 243H81V245H82ZM138 243V242H137ZM137 243H136V248H137ZM171 243H173L174 245H172ZM20 244V243H19ZM28 244V243H27ZM35 244V243H34ZM51 244V243H50ZM120 244V243H119ZM126 244V243H125ZM166 244H164V246L166 245ZM234 244V245H233ZM240 244V246H238ZM7 245V244H6ZM15 244H13V246H14ZM23 245H24V243H23ZM26 245V244H25ZM32 245V244H31ZM60 245V244H59ZM80 245V246H81ZM124 245V244H123ZM139 245V244H138ZM150 245V244H149ZM166 245V246H167ZM194 245V243H192V246ZM11 246V245H10ZM68 246V245H67ZM66 246V247H67ZM100 246V245H99ZM126 246V245H125ZM125 246H124V248H125ZM165 246V247H166ZM174 246V247H173ZM180 246V247H179ZM236 246H238V248H239V251H235L237 248H236ZM5 246H4V244H3V248H4ZM7 247V246H6ZM12 247V246H11ZM18 247H20V246H18ZM24 247H26V246H24ZM28 247H30V246H28ZM49 246H47L46 247V245H45V249L46 248H48ZM130 247V248H129ZM185 247V248H186ZM236 248V249H234V248ZM9 248V247H8ZM15 250H17L16 249V245H15ZM13 248V249H14ZM21 248H22V244H21ZM34 248V247H33ZM50 248H52V247H50ZM55 248H57V247H55ZM123 248V247H122ZM123 248V249H124ZM132 247L129 245L128 246V249L130 250ZM133 248H135V246L133 247ZM132 248V249H133ZM135 248V249H136ZM166 248H168L169 249V246H167ZM166 248H164L165 250H166V253L168 252L167 251V249ZM173 248V249H172ZM178 248V249H177ZM188 248V249H189ZM192 248V247H191ZM233 248V249H232ZM6 249V248H5ZM29 249V248H28ZM59 249H61V248H59ZM59 249H57V250H59ZM128 249H127V251H128ZM131 249V250H132ZM134 249V250H135ZM137 249H140V248H137ZM136 249V251H138ZM163 249V248H162ZM188 249H184L185 251H187ZM193 249V248H192ZM191 249V250H192ZM2 250V249H1ZM7 250V249H6ZM9 250H12V249H10L9 248ZM19 250V249H18ZM47 250V249H46ZM49 250V249H48ZM52 250V249H51ZM86 250V249H85ZM142 249H140V251H141ZM182 250H183V248H182ZM182 250L180 251V254H181V256H182ZM238 250V249H237ZM8 251V250H7ZM6 251V252H7ZM19 251H23V250H19ZM25 251H26V249H25ZM50 251V250H49ZM54 251V250H53ZM53 251H52V253H53ZM61 250H59V254H60V256H59V258H62L63 256H62V251L60 252ZM68 251V250H67ZM79 251V250H78ZM122 251H124V252H126L125 250H122ZM164 251V250H163ZM204 251H202L203 253H204ZM233 251H235L236 253H234ZM3 252V251H2ZM2 252H0V254L2 253ZM10 252V251H9ZM9 252L8 253H6L7 255L9 254ZM12 252V251H11ZM18 252V251H17ZM24 252V251H23ZM23 252L21 253V254H23ZM28 252H30V250H28ZM56 252V251H55ZM54 252V254H55V256L57 257V255H56V253ZM70 252V251H69ZM68 252V253H69ZM72 252V251H71ZM124 252L122 253L121 252V250H120V253H122V256H123V254H124ZM135 252V251H134ZM142 253H143V251H141ZM165 252V251H164ZM163 252V253H164ZM188 252V251H187ZM189 252H191L190 250H189ZM194 252H196V250H194ZM198 253H199V251H197ZM13 254H11V256L13 257V255H14V252H12ZM20 253L18 254V255H20ZM27 253V252H26ZM43 253H44V251H43ZM45 253H48V251L47 252H45ZM51 252L50 253H48V255L49 254H51V255H49L50 256V258L52 257V254ZM67 253V252H66ZM73 253V252H72ZM119 253V252H118ZM128 253H129V251H128ZM130 253H131V255L128 257L129 258V260H131V262H132V259L131 258H134L135 260V262H137V260L139 261V259H141V262L143 261L142 260V257H141V255H137L136 253L135 254H133L131 251H130ZM166 253H164L165 255H168V254H166ZM176 253V254H175ZM192 253V252H191ZM188 254V253H185L184 252V254H188L189 256H185L184 254V259L186 258V260H183L184 261V264H195V260L193 259V258H195V257H193L192 259L194 260V263H192L191 261V257H192V254ZM198 253H196V254H198ZM203 253L202 254H198L199 256H202L203 255ZM17 254V253H16ZM107 254V253H106ZM144 255L145 254H147V255H150V254H148V253H143ZM159 254V253H158ZM163 254V256H165ZM175 254V255H174ZM195 254V253H194ZM5 255V254H4ZM4 255L3 254H1V257L0 258H2V256H3V259H5L4 258ZM43 255V254H42ZM68 255V254H67ZM127 255H129V254H127ZM147 255H146V258H147ZM154 255V254H153ZM191 255V256H190ZM198 255H197V257H198ZM6 256V255H5ZM9 256V255H8ZM11 256H10V258H11ZM15 256V255H14ZM22 256V255H21ZM24 257H25V253H24V255H23ZM29 256H31V255H29ZM43 256H45V260L44 259H42L41 258V256L40 257H38V258H41V260L40 261H42V260H44V261H42L43 262V264H45V263H48L49 264V262L51 261H49L48 259H50L49 258V256H48V258H46V256L47 255H43ZM62 256V257H61ZM194 256V255H193ZM196 256V255H195ZM220 256V257H219ZM7 257V256H6ZM27 257V256H26ZM68 257H70L69 255H68ZM161 257V256H160ZM168 258L170 257V256H167ZM196 257V258H197ZM203 257V256H202ZM222 257H221V259H222ZM8 258V257H7ZM7 258L5 259L6 261H9V259L7 260ZM14 258V257H13ZM17 258V257H16ZM58 258V257H57ZM83 258H85V257H83ZM117 258V257H116ZM199 258V260H200V257H198ZM3 259H0L1 261L0 262H2V261H5V260H3ZM18 259V258H17ZM27 259V258H26ZM29 259L31 260V257H29ZM29 259H28V261H29ZM52 259V258H51ZM75 259V258H74ZM120 259V258H119ZM154 259V258H153ZM161 259V258H160ZM182 259V258H181ZM232 259V260H231ZM15 260V259H14ZM20 260V259H19ZM24 260V259H23ZM36 260V259H35ZM58 260V259H57ZM60 260V259H59ZM128 260V259H127ZM126 260V262H128ZM145 260V259H144ZM147 260H148V258H147ZM151 260H152V258H151ZM155 260H157V258L155 259ZM155 260H153L154 262H155ZM11 261V260H10ZM15 261H17V260H15ZM32 261H34V260H32ZM38 261V260H37ZM52 261H53V259H52ZM104 261V260H103ZM125 261V260H124ZM175 261L177 262L178 260L177 259H175ZM217 261H219V259L217 260ZM21 262H24V261H21ZM30 262V261H29ZM55 262H61V261H55ZM63 262H65V261H63ZM130 262V263H131ZM134 262V263H135ZM141 262H138L139 264H148L149 263V261H148V263H146V261H144L143 263H141ZM151 262V261H150ZM158 262H160V260L158 261ZM158 262H157V264H158ZM175 262V263H176ZM180 263H181V261H179ZM179 262L177 263V264H179ZM198 262V261H197ZM196 262V263H197ZM7 263V262H6ZM5 262L3 263V264H6ZM9 263V262H8ZM15 263V262H14ZM19 263V262H18ZM17 263V264H18ZM27 262L25 261V264H26ZM32 263V262H31ZM37 263V262H36ZM50 263H52V262H50ZM54 263V262H53ZM52 263V264H53ZM62 263V262H61ZM60 263V264H61ZM160 263H162V262H160ZM159 263V264H160ZM174 262L173 261H171V264H173ZM199 263V262H198ZM212 263V262H211ZM210 263V264H211ZM214 263H216V262H214ZM10 264H11V262H10ZM23 264V263H22ZM27 264H29V263H27ZM37 264H41L40 262L39 263H37ZM57 264V263H56ZM59 264V263H58ZM126 264V263H125ZM128 264V263H127ZM153 264V263H152ZM154 264H156V262L154 263ZM183 264V263H182Z\"/></svg>", "mask_w": 264, "mask_h": 264}]
</instances>
